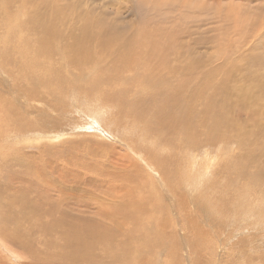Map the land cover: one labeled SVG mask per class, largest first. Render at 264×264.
Returning <instances> with one entry per match:
<instances>
[{"label": "bare ground", "instance_id": "6f19581e", "mask_svg": "<svg viewBox=\"0 0 264 264\" xmlns=\"http://www.w3.org/2000/svg\"><path fill=\"white\" fill-rule=\"evenodd\" d=\"M19 1L16 2L18 7H15L14 12V3L11 0H0V28L10 34L7 41L14 37L20 42L15 46V57L10 60L3 56L2 65L8 73L0 66V76L3 75L10 84L11 92L7 95L11 97V101L17 102V97L23 99L28 106H37L41 112L48 113V119H62L66 122L69 119L77 120L78 117L86 118L85 124L91 126V129L96 127V133L103 138L104 134L99 130L103 129L102 124H105L108 134H114L109 129L114 121L110 120L113 114L110 116L106 113L111 111L107 105L110 97L117 104L118 111L115 116L121 119L119 116L125 115L129 119H122L126 121L125 124L135 123L134 133L128 131V134L138 136V130H142L140 141L149 138L148 135L157 140H167L168 145L174 147L175 153L178 154V157H172L181 167L177 183L174 173L167 166V157L156 156L151 150L142 148L138 157L154 176L151 178L142 174L140 179H148L151 183L149 188L143 187V190L137 193H129L121 188L115 191L114 185L111 184L115 178L129 180L115 175L108 176L107 185L94 178L90 181L92 184L87 187L72 186V192L68 194L63 189L61 192L54 190L59 193L57 198L60 201L53 203L59 213L57 220H53V217L49 219L51 215L43 204H35L39 200L36 194L34 196L38 199L34 202L21 201L11 205L6 200L10 194L4 197L5 195L0 193V226L2 222L9 223L6 236L10 244L21 250L30 264H175V235H172L173 245L167 252L174 261L170 263L169 260L162 261L155 257L159 254L161 239L173 233L175 220L181 229H184L185 234L197 237L196 234L203 235L200 233L205 229L202 225L205 224L207 228V224L212 221L211 217L214 216L219 220L213 228L221 231V249L227 239H249L251 242L248 240L245 244L248 248L243 250V256L237 264H252L251 261L264 264V254L258 253V250L264 249V102L259 99L262 91L264 94V75L260 74L256 79L255 74L245 70L242 75L237 76L241 66L227 62L224 57L222 64L216 66L211 65L212 59L205 60L200 56L187 57L186 62L181 64L178 61L180 55L178 60L175 59V53L181 54L183 51L179 44L173 40L156 42V38L158 41V36L163 34L156 31L157 36L154 32L150 34L144 29L139 40L128 42L124 35L112 34L108 23L101 20L90 22L89 15L80 32L76 27L77 21L80 20L79 15L69 13L65 16L70 7L63 0ZM25 7L29 9L28 12ZM69 19L72 24L66 23ZM169 35L171 36L168 33ZM5 43L10 45L13 42ZM4 47L7 50L1 51L8 56L11 48ZM260 61L259 56H249L240 58L239 62L248 65L258 64ZM204 64L205 67L198 71ZM10 65L14 68H10ZM40 66L45 69L44 73H36ZM89 68L95 81L101 82V86L107 91L103 102L97 98L89 99V93L80 91L85 89V79L89 75V72L85 71ZM23 71L26 73L22 74ZM35 79L37 84L41 82L40 85L32 83ZM70 85L71 91L67 93ZM12 88L15 92H12ZM133 94L135 97H130ZM9 120L10 126L5 125L3 120L0 124L10 128L6 137L14 144L24 143L31 137L33 141L51 137L50 133L41 127L34 129L32 125L26 126L23 121L10 118ZM113 124L115 128L118 127L115 122ZM54 129L56 126L53 127L51 134L54 135L51 138H59L60 133ZM120 133L124 134L122 130ZM121 134L118 137L131 151H134L133 145L139 146L133 139ZM223 144L239 146L244 154L239 152L236 161L228 166L227 179L221 177V182L216 183L222 161L218 156L210 157L206 154ZM198 148L203 150L204 155L198 156L194 161L193 154L198 153ZM153 150L158 153L157 147ZM183 153L189 154V157ZM126 160L132 162L131 157ZM193 167H196V170H193ZM135 168L138 166L132 162L124 168V172H132ZM3 171H0V175L4 177L1 183L4 182L5 186L10 183L13 185L12 180L16 177L14 173ZM43 174L41 176H44ZM22 175L21 173L19 184ZM136 175H139V172L130 173L131 180ZM25 177L27 178V175ZM243 177L247 179L244 180ZM47 178H59L61 184L67 181L63 172L58 170ZM236 181L240 183L236 184ZM70 182L74 183L75 179L71 178ZM156 183L163 195L155 192L152 184ZM234 185H242L244 190L252 188V192L255 189L253 193L262 199L261 206L255 207V202L243 205L244 202L239 201L242 197L241 191L232 189L234 195L238 193L240 197L235 195L236 198L229 204L240 205L243 210L229 209V195L225 188ZM27 189L26 192L20 191V200L24 201ZM41 192L43 196V190L38 195H41ZM166 196L171 197L170 205L165 204ZM238 201L241 203L237 204ZM13 205L21 215L28 214L30 219V216L38 218L35 222L33 219L32 221L39 237L25 228H15L12 221L18 215ZM156 209L158 214L166 216L168 213V217L158 225L155 218H150ZM216 215L218 217H215ZM147 221L150 230H144L140 235H135L134 230L129 228L133 223L141 225ZM120 226H125L124 232L119 231ZM151 230L153 232H150ZM201 238L198 239L204 241V237ZM255 238L261 241L262 247L256 245ZM191 239L184 238L183 242L189 247V251L197 250L201 243L192 242L194 239ZM34 245L41 248L37 249ZM185 249L189 252L186 246ZM238 250L240 251V248ZM34 254L38 255V261L32 257ZM140 254L152 256L151 259H146ZM32 259L36 263H32Z\"/></svg>", "mask_w": 264, "mask_h": 264}, {"label": "rangeland", "instance_id": "374dc122", "mask_svg": "<svg viewBox=\"0 0 264 264\" xmlns=\"http://www.w3.org/2000/svg\"><path fill=\"white\" fill-rule=\"evenodd\" d=\"M11 1L14 3L13 11L15 12V10L18 7V4H16V2L19 3L20 1L19 0H11ZM63 1L66 5L70 7V9L66 10L65 16L69 15V13H72L73 15H77V14L79 15L78 17L80 18V20L77 21L76 27L80 29V32L83 26H85L86 24L85 20L88 18L90 22H96L101 20L108 23V25L110 26V28L108 29L112 32V34H118V36L124 35L126 41L128 42L139 40L140 34L142 33L141 31L145 29L147 33L153 34L154 32V34H156L157 36L158 34H163V35H159L158 37L159 40L162 39L163 37L164 38L160 41L159 40L157 41L156 38V42H172L171 40H173V42L179 44L178 46L183 51L181 54L175 53V59L178 60L180 55V59L178 61L181 64L183 62L184 63L186 62L187 57L193 56L192 58L194 57L198 58L200 56L202 59L205 60L212 59L213 64L211 63V65L216 66L218 64H222V60L225 58L227 62L241 66L237 76L242 75L245 72V70L250 71L253 75L255 74L256 79H258V76H260V74L264 75V0H144V1L143 0H63ZM155 2L157 3V5ZM159 2L161 6L160 4H158ZM24 9L27 12L29 11L27 7H25ZM85 15L86 17L84 18ZM88 15L90 17H88ZM68 18L69 16L67 17V19ZM70 20L71 19H69L66 23L72 24L69 23ZM156 31L158 32V34ZM168 33L171 34V36L170 35L168 36ZM9 36L10 34L4 28H0V47L3 46L2 48H0V66L6 72L7 70H5L2 65V61L4 59L3 56L8 57L10 60L13 57H15V54L17 52L15 46L17 43H20L18 42L19 39L13 37L11 40L13 43H11L10 45L6 44L5 42H11V41H7V38ZM4 46H8L11 48V50L8 51V56H5L1 51L2 49L7 50L5 49ZM217 53H219L220 55ZM182 54H184L185 56H183ZM249 56H254V57L259 56L261 58V61L258 64H248V65H243L241 62H239L240 58L249 57ZM204 67L205 64L202 68H199L198 71L203 69ZM206 67L209 68L208 66ZM10 68H14V67L10 65ZM260 68H262V70ZM253 70L254 71L258 70V71L254 72ZM39 71H43L44 73L45 69L40 66L37 68L36 73ZM87 72H89V75L85 79V89H80V91L82 93L86 92V94L89 93L91 97L89 99L97 98V99H101V101L103 102L104 101L103 98L107 96V91L104 89L103 86H101V82L95 81L94 74L92 73V70L90 68L85 71V73ZM25 73L26 72L23 71L22 74ZM45 77L46 75L44 74V78ZM5 79L6 78L3 75L2 77L0 76V97H1L0 103H2L0 104L1 105L0 122L3 120L5 125L10 126L11 121L9 120V118L17 121L18 120L23 121L26 126L32 125L34 129H38L40 127L43 128L44 131L46 130L48 133H50L51 137L54 135L53 133L51 134L53 127L56 126V129L54 130H57L56 132L60 133L59 138H51L50 136H48L50 137L48 139L43 138V140L41 141L42 139L41 138L40 140L33 141L34 139L32 140L31 137L28 139L30 141L27 140L28 142L26 141L24 143L19 142L16 143L17 144L16 145L13 142H11V140H8L6 137L10 133V128L4 127L0 124V134H1L0 171L4 172L3 170H5L8 172H12L14 173L13 175L16 176L12 180L13 185H11V183L10 185L9 184L6 185L12 187L9 186L6 187L5 185H3L4 182L1 183L2 181H4L3 175H0V179H1L0 193H2L3 196L5 195L4 197H6L8 193L12 195V196L9 195V197L6 198V200L11 205L12 203H18L21 201L34 202L39 197V200L35 204L37 203L43 204L47 212L51 215L49 219L53 217L52 218L53 220H57L59 218V213L53 207V203H59L60 201L59 198H57V195L59 193H55L54 190H58L59 192H61V190L63 189L68 194L72 192L73 189L72 186L78 185L80 187L83 186L87 187L92 184V182L90 181H92L91 179L94 178L100 180L99 183L103 181V184L107 185L106 180L108 176H115V175H118L120 178L129 179V180H119L118 178H115L114 182L111 183L112 185H114L115 191H117L118 188H121L129 193H137L139 190H143V187L149 188L151 183L148 181V179H144V178L140 179L141 178L140 175L142 174L149 175L151 178H153L154 176L152 172L149 170V168H147L145 164L141 163L138 157V155L142 151V148L146 150H151V153L152 154L155 153L156 156L161 155L167 157L166 158L168 159L167 166L170 169V171L174 173L175 181L177 183L179 182L178 172H180L179 168L181 166L172 157L174 155L178 157V154L175 153L174 147L169 146L167 140L165 139L157 140L156 138L148 134L147 135L149 138L146 137V140L140 141V135L142 130H138L139 132L138 136L135 134H128V131L134 133L136 129L135 123L125 124L126 121L122 119L129 120L125 115L119 116V118L121 119H118L115 116L118 111L116 110L117 104L115 103V100L111 99L110 97H109L110 102H108L107 105L111 109V111H108L106 113L110 116L113 114L110 120H114V121L111 123L112 125L109 126V129L114 134L113 135L108 134L107 133L108 130L105 124H102L103 129L106 131L99 128L101 133L104 134V137L101 138L99 134L96 133V131H98L96 127L93 126V129H91V126H87L85 124L87 122L86 118L82 117L81 119V117H78L77 120L69 119V121L66 122L62 119H57V120L48 119L47 117L48 113L41 112L37 108V106H32V107L28 106L23 99H18L17 97L16 100L18 103L11 101V97L7 95L9 92H11L10 84H8ZM119 81L120 80L118 79V82ZM91 82H93L94 84L92 85ZM32 83L35 85H40L41 82L37 84V80L35 79L32 80ZM70 91H71V85L66 90V92L69 93ZM12 92H15L13 88H12ZM114 93H116V90L114 91ZM114 93L112 92L111 94L113 95ZM261 94L262 96L259 97V99L260 101L264 102L263 91L261 92ZM130 97H135V96L133 94L130 95ZM20 100H22L23 102ZM114 122L117 124L118 126L117 128L113 126ZM123 124L125 125L122 126ZM99 126H101V123H99ZM120 130H122L124 134H121ZM20 134H24V133L20 132ZM119 134L130 137L135 142H137L139 146L133 145L132 147L134 148L133 149L134 151H131L128 147L123 145L120 138L118 137ZM228 137H230V135H228ZM125 139L127 140V138ZM127 142L129 143L128 140ZM154 147L158 148V153H156V151L153 150ZM239 152L244 154V151L241 148H239V146L232 147V144H223L222 146H218L217 148L208 151V153L206 154L207 156L210 157L218 156L222 161V166L219 168L218 176L215 181L216 183L221 182L220 180L221 177L227 179V177L229 176L227 168L230 164L236 161V156L238 155ZM183 155L189 157V154L183 153ZM201 155H204L203 150L198 148V153L193 154V160L196 161L198 156ZM127 157H131L132 162H134L138 166V168L133 169L132 172H124V168L132 164V162H127L126 160ZM56 170L62 171L64 178L67 179V181H65L64 183L62 180L63 184L60 183V181L58 180L59 178L58 179L47 178L48 175H51ZM193 170H196V167H193ZM28 172H30L31 174ZM42 172L47 174H43ZM138 172L139 175H136L131 180L130 173L137 174ZM21 173L23 174L21 176L22 178L21 184L23 185L19 184L20 181L19 178ZM39 173H42L44 176H41L42 174L37 175ZM124 173L127 174L125 175ZM28 174L30 175L29 177ZM25 175H27V178L25 177ZM32 175L34 176L33 178L31 177ZM45 178H47V180H45ZM71 178L75 179L74 183L70 182ZM243 178L244 180L247 179V177H243ZM49 180L51 181L49 182ZM14 182H18V183H14ZM45 183L47 184V188ZM83 183H85V185ZM235 183L237 184L240 182L236 181ZM40 184L42 185V187ZM127 184L129 186H126ZM53 186L54 188H52ZM152 186L155 187V192L157 194L159 195L164 194L163 192H161L162 190L157 185V183L152 184ZM24 187H26V189L29 187V189H27L28 191L27 196L23 201L20 200L22 198L20 191L24 190ZM48 187L50 189H48ZM26 189L24 190V192H26ZM222 189L223 190L226 189L227 195H229L227 196L228 204L234 198H236L234 197L235 195L240 197L238 193H235L234 195V191H241L240 194L242 197L241 199H239V201L241 202L243 201L244 202L242 203L243 205L255 202L254 204L255 207L257 206L258 208L261 206L262 199L261 197H259L258 194L256 195L255 193H253L255 189H253V192L250 191L252 190V188H246V190H244L245 187L242 185L241 186L234 185L229 188H225V189L222 188ZM42 190H43V196H42V192L41 195H38ZM185 190L188 191V189L186 188ZM31 191H33L32 192L33 194L31 193ZM242 192L243 193L247 192V193L246 194L244 193L245 194L244 195ZM35 194L38 197L37 196L35 197L34 196ZM257 196L259 197L258 199H256ZM4 197H3V201L5 200ZM170 198H171L170 196L166 198V202H165L166 205L171 204ZM239 201L237 204L241 203ZM228 206L229 209L236 208L239 211L243 210L240 205L235 204L231 206L229 204ZM14 211L18 215L16 219L12 221L15 224V228L17 229L25 228L29 232L39 237L38 232L35 230V223H33V221L35 222L36 219L38 218L37 217L33 218V216L29 215L31 217L30 219L28 217V214H26L25 216L21 215L20 211H18L15 206H14ZM176 214L179 215L178 212H176ZM165 217H168V213L166 214V216L162 214H158L156 209L150 218H155L157 220V225H158V223L160 224V221L163 220ZM215 217H218V215H216ZM211 218L212 221L207 224L208 229L206 228L204 223H203L204 225H202L206 229L205 230L203 228L205 233L201 231L200 233L203 235L196 234L198 238L204 237L203 238L204 241L202 240V242L194 235L191 236L189 234H185L184 229H181L180 224L175 220V227L173 233L166 235L163 239H161L159 246V254L155 256L156 259H161L162 261L169 260L170 263L174 261L171 257L167 255V252L173 245L172 235H175V248H173L175 254V264H218V263L237 264L240 260V257L243 256V252L246 251L248 248L247 247L248 245L245 244L249 239H245L243 241H242L243 237L238 238L237 240L227 239L221 249V247H219L221 231L213 228V226L217 224L215 222L219 220L214 218V216H212ZM38 223L39 222H37V225H39ZM141 225H137L133 223L129 225V228L134 230L135 235H140L141 233H143L144 230H148V231L150 230L148 226L149 225L148 221L143 222ZM8 226L9 223L6 224L4 222H2L0 226V264H30L29 259H26L27 256L21 250L17 249L15 246L10 244V241L8 240V236H6V231H8L7 230ZM180 229L181 232L179 231ZM119 231L124 232L125 226H120ZM150 232L153 231L151 230ZM179 233H182L183 236L182 234ZM181 236L183 239L187 237L188 238L191 237L192 238L191 241L194 239L192 242L195 241V243L196 242L199 244L201 243L200 247L197 249L198 251L196 249H194L196 251L194 250L189 251V247L186 244H184L183 239H181ZM194 237L197 238L198 240L197 239L195 240ZM255 240H256L255 241L256 245L258 247H262L261 241H259L256 238ZM248 242H251V240H249ZM34 246L36 248L38 247L37 249L41 248L39 245H34ZM185 246L187 247L189 252H187ZM239 248L240 251L238 250ZM247 253L250 254V252ZM258 253L264 254V249L258 250ZM140 255L146 259H151L152 256V255H142V254ZM37 256L38 255L36 254L32 255L35 261H38ZM35 261L32 259V263H36ZM251 263L255 264L253 261H251ZM38 264H40V262Z\"/></svg>", "mask_w": 264, "mask_h": 264}]
</instances>
